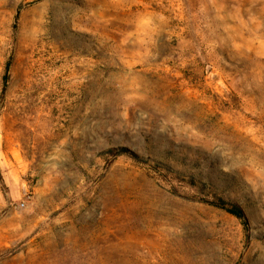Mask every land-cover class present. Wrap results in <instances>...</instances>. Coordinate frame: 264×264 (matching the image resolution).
Returning a JSON list of instances; mask_svg holds the SVG:
<instances>
[{"label":"rangeland","instance_id":"374dc122","mask_svg":"<svg viewBox=\"0 0 264 264\" xmlns=\"http://www.w3.org/2000/svg\"><path fill=\"white\" fill-rule=\"evenodd\" d=\"M0 264H264V0H0Z\"/></svg>","mask_w":264,"mask_h":264},{"label":"trees","instance_id":"16d2710c","mask_svg":"<svg viewBox=\"0 0 264 264\" xmlns=\"http://www.w3.org/2000/svg\"><path fill=\"white\" fill-rule=\"evenodd\" d=\"M10 65H11V61H10V59H8L6 61V64L4 67V73L2 76L3 86L8 81ZM209 203L212 204L213 206L217 207V208L223 209L226 212L235 215L236 217H239L242 220L245 219L242 209L237 204H235L229 200L227 201V200L219 197V198L210 200Z\"/></svg>","mask_w":264,"mask_h":264}]
</instances>
